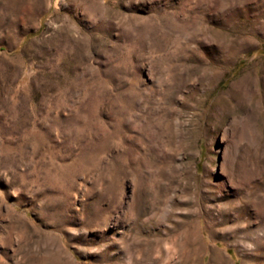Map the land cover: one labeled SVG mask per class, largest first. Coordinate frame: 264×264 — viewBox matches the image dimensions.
<instances>
[{"label":"rangeland","instance_id":"374dc122","mask_svg":"<svg viewBox=\"0 0 264 264\" xmlns=\"http://www.w3.org/2000/svg\"><path fill=\"white\" fill-rule=\"evenodd\" d=\"M0 264H264V0H0Z\"/></svg>","mask_w":264,"mask_h":264},{"label":"bare ground","instance_id":"6f19581e","mask_svg":"<svg viewBox=\"0 0 264 264\" xmlns=\"http://www.w3.org/2000/svg\"><path fill=\"white\" fill-rule=\"evenodd\" d=\"M169 207V206H168Z\"/></svg>","mask_w":264,"mask_h":264}]
</instances>
